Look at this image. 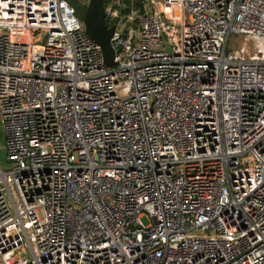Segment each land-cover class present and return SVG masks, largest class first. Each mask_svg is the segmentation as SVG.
<instances>
[{"label": "built area", "instance_id": "built-area-1", "mask_svg": "<svg viewBox=\"0 0 264 264\" xmlns=\"http://www.w3.org/2000/svg\"><path fill=\"white\" fill-rule=\"evenodd\" d=\"M84 3L0 0V264H264V0Z\"/></svg>", "mask_w": 264, "mask_h": 264}, {"label": "water", "instance_id": "water-1", "mask_svg": "<svg viewBox=\"0 0 264 264\" xmlns=\"http://www.w3.org/2000/svg\"><path fill=\"white\" fill-rule=\"evenodd\" d=\"M105 0H89L88 5H76V16L85 26L87 35L102 49L104 63L107 67H115V51L111 40L115 32V26L108 28L105 24ZM144 9L141 6V14Z\"/></svg>", "mask_w": 264, "mask_h": 264}, {"label": "rangeland", "instance_id": "rangeland-1", "mask_svg": "<svg viewBox=\"0 0 264 264\" xmlns=\"http://www.w3.org/2000/svg\"><path fill=\"white\" fill-rule=\"evenodd\" d=\"M89 0H85V5H88ZM241 37L233 36L230 42V50L233 48L238 49L241 46ZM8 153L6 149V138H5V129L4 122L0 116V163L3 169L7 170L10 166V163L7 159Z\"/></svg>", "mask_w": 264, "mask_h": 264}]
</instances>
